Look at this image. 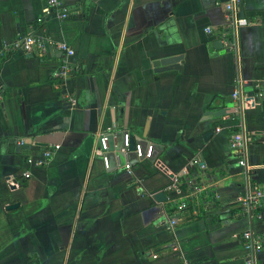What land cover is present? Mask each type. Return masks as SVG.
Returning <instances> with one entry per match:
<instances>
[{
	"label": "crops",
	"instance_id": "crops-1",
	"mask_svg": "<svg viewBox=\"0 0 264 264\" xmlns=\"http://www.w3.org/2000/svg\"><path fill=\"white\" fill-rule=\"evenodd\" d=\"M61 1L65 20L44 18L46 0H0V52L39 29L80 66L54 78L53 47L0 61V264H246L243 233L264 234V210L238 203L264 186V0H239L251 24L230 34L233 48L231 0ZM175 57L182 70L156 66ZM223 108L236 113L207 116ZM126 131L155 146L129 155L132 173L115 150ZM238 135L250 138L242 153Z\"/></svg>",
	"mask_w": 264,
	"mask_h": 264
},
{
	"label": "built area",
	"instance_id": "built-area-1",
	"mask_svg": "<svg viewBox=\"0 0 264 264\" xmlns=\"http://www.w3.org/2000/svg\"><path fill=\"white\" fill-rule=\"evenodd\" d=\"M240 5L239 0H231L227 3L228 10V25L226 32L222 35V40L224 42L231 43L230 47H235V42L230 41V34L235 32L237 29L248 26L251 24L250 20L246 17H242L239 15L238 6ZM70 12L68 8L63 4L61 0H46V5L44 8V18H49L51 16H57L61 20H65L69 17ZM39 22H42L40 20ZM208 33H212V28H207ZM50 47L55 48L62 54V61L59 65L58 69L54 72V78L59 81H64L72 77L76 72L79 71L80 66H78L74 61L75 50L66 43H57L54 44L48 38H46L39 29H36L34 32H30L28 34H23L14 44L6 45L4 50L0 52V61L5 59L9 54L14 52H23L25 54L36 55L39 57H44ZM237 97V94L234 95ZM3 95L0 90V107L2 105ZM73 103L75 102L73 99L71 100ZM236 113V109H232ZM229 116V115H228ZM110 137L111 133L103 132L99 135V151L102 156L104 165L106 169L110 168ZM132 134L129 131L123 133L122 143L120 145L115 146V150L117 152L118 161H120L119 157L123 156L125 158L126 164L124 169H126L129 173H132V166L129 162V155L131 153ZM250 138L242 137L240 135L235 136L231 140V147L237 151L238 153H242L244 147H246ZM24 143V142H22ZM55 149H59V146H55ZM153 146L149 145L147 150L144 151L141 144H136L135 154L140 160L150 159L153 156ZM53 152L51 150H47L44 152L43 159L39 162L42 164L47 159L52 156ZM198 163V161H195ZM241 165H246L244 160L240 161ZM175 188V185L169 188ZM238 203L240 206L241 213L246 216L253 217L254 213H262L264 210V186L254 187L249 193L244 195L243 197L238 199ZM186 208V205L183 204L179 206V209L182 210ZM179 220L177 218H173L169 226L171 229L175 228L178 225ZM243 246L246 250L247 260L246 264H257V256L264 249V234L256 233L254 231H246L242 235ZM170 251L172 253L180 254V245L178 243H172L169 246ZM158 255H154L156 259ZM182 264H192L186 257L183 256Z\"/></svg>",
	"mask_w": 264,
	"mask_h": 264
},
{
	"label": "water",
	"instance_id": "water-1",
	"mask_svg": "<svg viewBox=\"0 0 264 264\" xmlns=\"http://www.w3.org/2000/svg\"><path fill=\"white\" fill-rule=\"evenodd\" d=\"M180 60H182V58H179V57H175V58H168V59H164L162 61H157L156 62V66L157 67H161L162 69L161 70H173V69H177V70H182V65H179L180 64ZM232 109H229V108H223L219 111H208L207 112V116H211V117H223V116H228L230 115L231 113H234V111L232 112L231 111ZM123 136V135H122ZM136 144H141L144 151L147 150L148 146L150 145L149 143L147 144H144L140 141H137L136 139H134L132 137V140H131V146H130V151H131V155H135V147H136ZM153 146V154H154V150H155V146ZM110 150H112V147L110 148ZM114 151V149L112 150ZM156 199L158 201H164L166 200V194L165 192H159L157 195H156ZM18 205H12V206H9L8 209H14L15 207H17Z\"/></svg>",
	"mask_w": 264,
	"mask_h": 264
},
{
	"label": "trees",
	"instance_id": "trees-1",
	"mask_svg": "<svg viewBox=\"0 0 264 264\" xmlns=\"http://www.w3.org/2000/svg\"><path fill=\"white\" fill-rule=\"evenodd\" d=\"M178 144H179V142H178Z\"/></svg>",
	"mask_w": 264,
	"mask_h": 264
}]
</instances>
